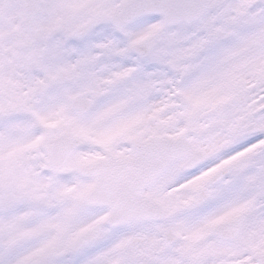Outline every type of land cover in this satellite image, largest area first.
I'll return each instance as SVG.
<instances>
[{
  "label": "snow or ice",
  "instance_id": "1",
  "mask_svg": "<svg viewBox=\"0 0 264 264\" xmlns=\"http://www.w3.org/2000/svg\"><path fill=\"white\" fill-rule=\"evenodd\" d=\"M0 264H264V0H0Z\"/></svg>",
  "mask_w": 264,
  "mask_h": 264
}]
</instances>
